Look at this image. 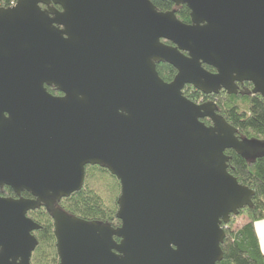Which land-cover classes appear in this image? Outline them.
Here are the masks:
<instances>
[{
    "label": "water",
    "instance_id": "95a60500",
    "mask_svg": "<svg viewBox=\"0 0 264 264\" xmlns=\"http://www.w3.org/2000/svg\"><path fill=\"white\" fill-rule=\"evenodd\" d=\"M171 1L189 8L190 24L151 0L0 7V188L17 196L0 195V264H30L40 226L28 212L41 206L59 264L223 260L224 226L254 196L226 151L253 147L215 102L183 90L235 94L250 81L264 98V0ZM158 63L177 70L171 82ZM88 165L120 181L119 227L58 207L82 189Z\"/></svg>",
    "mask_w": 264,
    "mask_h": 264
},
{
    "label": "trees",
    "instance_id": "16d2710c",
    "mask_svg": "<svg viewBox=\"0 0 264 264\" xmlns=\"http://www.w3.org/2000/svg\"><path fill=\"white\" fill-rule=\"evenodd\" d=\"M151 1L159 11H175L178 19L191 23V12L186 5L177 6L171 0ZM16 2L17 0H0V7H10ZM157 71L166 82H171L177 74V70L167 63H158ZM48 90L54 95L53 91ZM184 95L195 102H215L218 113L234 127L236 135L247 140L253 147L251 153L244 155L231 149L226 151L230 157L228 171L239 183L250 187L254 196L251 206L241 209L237 216L225 224L226 237L221 245L224 257L218 264H264V252L256 230V223L264 220V98L260 94L243 92L241 89L236 94L220 91L207 95L191 85L185 86ZM0 195L16 197L13 190L6 186L0 188ZM23 196L31 197V194L24 192ZM120 196V181L107 167L88 165L82 189L63 198L58 207L71 216L89 222L119 227L121 221L117 213ZM28 216L40 226L39 230L33 232L38 244L32 253L30 264H59L51 213L41 206L29 211ZM240 218L244 222L236 225Z\"/></svg>",
    "mask_w": 264,
    "mask_h": 264
},
{
    "label": "flooded vegetation",
    "instance_id": "af4514ba",
    "mask_svg": "<svg viewBox=\"0 0 264 264\" xmlns=\"http://www.w3.org/2000/svg\"><path fill=\"white\" fill-rule=\"evenodd\" d=\"M167 42V41H165ZM204 67L208 70V71H211V72H216V70L208 65H204ZM187 86V85H186ZM254 88V85L252 82L250 81H244V82H237V93L240 91H243V92H252ZM47 89H50L51 91L54 92V96H57V97H62L64 96V94L59 91L55 86L51 85H47ZM49 91V90H48ZM221 91H226L225 89H221ZM50 92V91H49ZM184 92V90H183ZM227 92V91H226ZM51 93V92H50ZM236 94V93H235ZM197 103H201V102H197ZM203 121L207 124V125H211L212 122L208 119V118H205L203 119ZM209 122V123H208ZM22 196H23V193H22ZM17 197V196H16Z\"/></svg>",
    "mask_w": 264,
    "mask_h": 264
},
{
    "label": "crops",
    "instance_id": "0c3cea01",
    "mask_svg": "<svg viewBox=\"0 0 264 264\" xmlns=\"http://www.w3.org/2000/svg\"><path fill=\"white\" fill-rule=\"evenodd\" d=\"M256 230L260 239L261 247L264 252V220L256 223Z\"/></svg>",
    "mask_w": 264,
    "mask_h": 264
},
{
    "label": "rangeland",
    "instance_id": "374dc122",
    "mask_svg": "<svg viewBox=\"0 0 264 264\" xmlns=\"http://www.w3.org/2000/svg\"><path fill=\"white\" fill-rule=\"evenodd\" d=\"M243 222H244V219H243V218H240V219H238L236 225L241 224V223H243Z\"/></svg>",
    "mask_w": 264,
    "mask_h": 264
}]
</instances>
